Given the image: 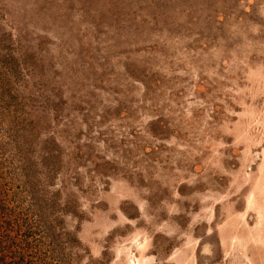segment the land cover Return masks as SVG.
<instances>
[{"label":"rangeland","instance_id":"374dc122","mask_svg":"<svg viewBox=\"0 0 264 264\" xmlns=\"http://www.w3.org/2000/svg\"><path fill=\"white\" fill-rule=\"evenodd\" d=\"M3 13L34 58L24 100L65 153L77 264H264V0Z\"/></svg>","mask_w":264,"mask_h":264},{"label":"trees","instance_id":"16d2710c","mask_svg":"<svg viewBox=\"0 0 264 264\" xmlns=\"http://www.w3.org/2000/svg\"><path fill=\"white\" fill-rule=\"evenodd\" d=\"M2 31L0 27V264H77L73 248L80 242L67 227V218L77 215L76 205L58 188L65 153L44 136L43 122L32 117L33 107L20 89L26 74L20 61L34 58L17 55L22 46H14L13 37Z\"/></svg>","mask_w":264,"mask_h":264}]
</instances>
